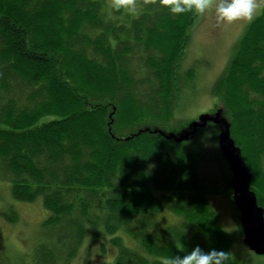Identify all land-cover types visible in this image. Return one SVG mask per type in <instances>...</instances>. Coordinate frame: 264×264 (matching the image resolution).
I'll return each instance as SVG.
<instances>
[{
	"label": "trees",
	"instance_id": "trees-1",
	"mask_svg": "<svg viewBox=\"0 0 264 264\" xmlns=\"http://www.w3.org/2000/svg\"><path fill=\"white\" fill-rule=\"evenodd\" d=\"M106 3L0 0V181L14 201L40 198L48 212L33 264H70L101 235L116 249L111 264H162L196 246L229 251L228 264H238L232 245L244 234L230 154L264 226V14L214 82L203 124L185 121L179 103L193 80L180 68L197 15L137 0L140 15L105 23ZM17 87L25 100L14 98ZM205 131L211 146L200 144ZM204 155L225 164L236 238L198 174ZM13 210L0 218L16 224ZM244 253L264 264V254Z\"/></svg>",
	"mask_w": 264,
	"mask_h": 264
},
{
	"label": "rangeland",
	"instance_id": "rangeland-1",
	"mask_svg": "<svg viewBox=\"0 0 264 264\" xmlns=\"http://www.w3.org/2000/svg\"><path fill=\"white\" fill-rule=\"evenodd\" d=\"M140 9L139 7V11ZM248 24L243 26L239 24H217L211 14L196 17L190 29V40L180 68L183 73L192 71L193 74V80L186 85L188 89L179 101L180 108H184L181 111V117H184L185 121L205 117L206 113L212 110L216 100L211 94V88L226 69L227 63L234 53L235 46ZM15 92L16 96L14 98L17 101L20 99L25 100V95H21L20 87H17ZM176 117L180 118L179 116ZM207 131L200 136L202 137L200 144L211 146L214 140L210 134H205ZM226 144L227 141H225ZM230 157L234 159L232 163L234 169L240 168L241 163L238 161V157L235 154H231ZM201 160L205 161L200 163L198 174L202 181L206 184L209 183L212 187L209 191V198L214 200L216 204L214 209L219 215L224 230L236 238L238 232L235 229L233 212L224 194L226 173L223 166L225 167V164L217 165L215 162L210 161V157L206 155ZM201 166L205 168L202 170ZM237 174L240 175L239 172ZM237 174H235L236 177H238ZM239 180L240 177L236 181L237 190L240 191L239 194L241 195V192L247 193L246 185L238 183ZM246 198L253 201L249 191ZM247 206L248 203L245 211L250 217L252 209ZM0 210H13L19 216L18 222L13 225L0 218L1 256L6 260V264H33L34 248L45 233L41 224L48 217V212L43 209L40 198L30 204L16 202L10 196L9 185L4 181H0ZM244 237V235L238 237L236 243L232 245V254H235L236 259L239 260L238 264H261L252 257L253 255L244 253L252 252ZM248 238L250 237L248 236ZM123 240L129 245L134 242L128 237H123ZM238 247L244 249V251ZM115 255L116 249L109 242V237L101 235L100 240L97 242H92L87 238L70 264H111Z\"/></svg>",
	"mask_w": 264,
	"mask_h": 264
},
{
	"label": "clouds",
	"instance_id": "clouds-1",
	"mask_svg": "<svg viewBox=\"0 0 264 264\" xmlns=\"http://www.w3.org/2000/svg\"><path fill=\"white\" fill-rule=\"evenodd\" d=\"M159 4L166 8L172 16L193 13L197 16L212 15L217 24L241 26L253 21L264 14V0H159ZM130 18L140 15L137 0H107L101 10L104 22L116 20L118 17ZM109 43L113 46L116 41L109 36ZM229 251L211 248L207 251L196 246L184 255H173L162 258V264H228Z\"/></svg>",
	"mask_w": 264,
	"mask_h": 264
},
{
	"label": "water",
	"instance_id": "water-1",
	"mask_svg": "<svg viewBox=\"0 0 264 264\" xmlns=\"http://www.w3.org/2000/svg\"><path fill=\"white\" fill-rule=\"evenodd\" d=\"M201 123H205L206 122V116L202 117L199 119ZM211 120V119H208ZM220 119H218V116H215V119L213 121L217 122V123H221L224 125L225 129H226V125L224 121H217ZM198 124V123H197ZM197 124L195 126H197ZM227 135V131L225 130V135L222 138V141L225 142L226 138L225 136ZM231 155V154H230ZM225 156L228 158V153H225ZM233 158H229V161L231 163H233ZM235 164V161H234ZM231 170L234 173V180H233V186H234V196H235V200L238 204V206L241 208V222H242V229H243V234H244V238L247 241V246L250 245L251 247V251H255L256 253L259 254H264V226L262 224V218L260 216V213L256 210L254 202L250 201L246 198L247 193H248V187H247V178L244 176V171L241 168H238L237 170L234 169L233 164H231ZM240 173V175H238L237 173ZM238 175V177H240V180L238 183H243L244 185H246L247 187V193H243L241 192V195L239 194L240 191L237 190L236 187V181L238 180V177H236V175ZM252 195V194H251ZM243 196V197H242ZM247 201V202H246ZM248 203V208L252 209V214L249 217V214L247 213V211H245L246 208V204ZM248 236L250 238H248ZM248 238V240H247Z\"/></svg>",
	"mask_w": 264,
	"mask_h": 264
}]
</instances>
